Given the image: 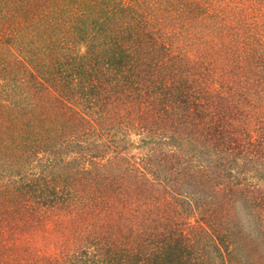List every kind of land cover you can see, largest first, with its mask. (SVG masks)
<instances>
[{
    "label": "trees",
    "instance_id": "1",
    "mask_svg": "<svg viewBox=\"0 0 264 264\" xmlns=\"http://www.w3.org/2000/svg\"><path fill=\"white\" fill-rule=\"evenodd\" d=\"M0 151L15 264H264V0H0Z\"/></svg>",
    "mask_w": 264,
    "mask_h": 264
},
{
    "label": "rangeland",
    "instance_id": "2",
    "mask_svg": "<svg viewBox=\"0 0 264 264\" xmlns=\"http://www.w3.org/2000/svg\"><path fill=\"white\" fill-rule=\"evenodd\" d=\"M256 90L257 91H261L259 90L257 87H256ZM257 104H262V103H259V102H255ZM138 136L135 137V142L134 144H138L139 141L138 140ZM134 140V138H133ZM130 151H131V154H134V156H139V151H140V148L136 147V145H133V147L130 148ZM3 152L0 151V186L2 185L1 183L7 179V176L4 178L5 176V170L2 168L4 167H8V164L11 162V159H12V155H9V154H2ZM9 153V152H8ZM76 154H72L71 155V158L75 157ZM134 160L138 161L137 158H135ZM35 161L37 160H34V159H31L30 160V165L32 163H35ZM39 164V162H38ZM185 218H182L181 221L185 222L184 221ZM64 221V220H63ZM188 221V220H186ZM195 221H196V218L195 217H192L191 219V222L192 224H195ZM67 225V222L64 221L63 224L60 225V223L56 224V226L54 227L53 231L50 233L49 236H46V238H43L42 236H40V238H36V235H32V234H35V233H31L29 235H31L29 238H27V244L26 242L23 243L21 241V239H17V237H8V238H11V239H5L6 238V234L4 235H1L0 236V264H15L16 261L19 262V254L18 253V249L20 246H25L27 247L28 245L32 244V241H34L33 243H37V249H39V245L42 246L44 249L41 251L42 253H46V252H52L54 253V251L58 250V248L61 246V234H62V231L65 230V226ZM68 228V227H67ZM61 231V232H60ZM5 233V232H4ZM10 235V234H9ZM5 239V240H4ZM48 239V240H47ZM51 241V243H49L50 245H46L44 243V241ZM7 241V242H6ZM20 243H23V244H20ZM13 245V247H12ZM60 245V246H59ZM41 247V248H42ZM252 253H255V251H252ZM240 264V262H239Z\"/></svg>",
    "mask_w": 264,
    "mask_h": 264
}]
</instances>
